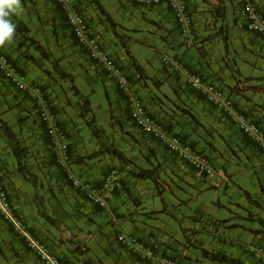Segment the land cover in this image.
Here are the masks:
<instances>
[{"label":"crops","instance_id":"crops-1","mask_svg":"<svg viewBox=\"0 0 264 264\" xmlns=\"http://www.w3.org/2000/svg\"><path fill=\"white\" fill-rule=\"evenodd\" d=\"M98 1L105 12L118 23L115 31L122 36V39L113 34L112 27L106 20L104 21L105 16L102 12L95 9L97 13L95 15L91 11L95 6L94 1L72 0L77 9L87 16L92 33L116 57L126 74L128 90L123 91L118 87L115 79L88 56V61H91L92 66L99 72L97 76L104 86L103 91L107 93L108 102H111L113 115L123 123L124 131L134 134L140 141V148L146 157V163L138 161L140 166L150 168L152 164L160 165L167 171L163 177L176 176L188 184V188L183 190L188 192L192 198L199 197L207 188L219 186L229 198H232L231 195L238 191L242 195H245V191L250 194V190L246 186L248 180L251 181L256 191L259 189L258 198L264 197V153L258 143L244 134L231 121L225 111L216 108L204 93L194 89L187 81L189 74H201L209 80L217 79L222 89L225 90L224 87L228 89L225 91L233 98L238 112L247 120L260 125L264 131V38L257 32L247 29L242 0H187V9L193 16V24L188 35L180 33L179 24L175 20L172 10L165 3L147 7L139 4L136 0ZM220 1L224 6L225 14L216 16L215 7ZM252 1L257 10L264 15V0ZM59 7L60 11L61 7L60 9ZM58 18L60 17H55L58 23L53 37L59 41L44 39V29L40 26L33 28L42 30L41 34L32 37L36 38L43 47L49 48L50 58H54L64 67L63 54L71 52L73 47L75 51L81 46L75 41L68 25V27L58 25L61 22ZM31 30L32 27H30L29 35ZM10 44V40L0 44V50L8 53L15 60L31 85L37 83L45 84L47 87L44 91L46 93L45 103H49L52 110L56 109L53 110L57 114L54 130L58 135H63V140L68 143V162L75 159L77 153L86 148L87 139L91 143L93 151H96L99 146L97 139L89 135L85 126H80L79 121L82 118L80 106L75 107L77 102L73 101L72 109L67 107L60 109L65 104L60 103L58 96L51 91L52 88L53 91H56L57 88L50 84L49 74H40V68H37L33 62L21 58L19 56L21 50L11 47ZM71 45L74 46L70 48ZM135 45L152 47L156 56L146 59L145 63L139 62L138 54L133 51ZM125 46L128 47L130 53L125 52ZM36 53L33 54L36 56V60H39L40 55L38 56V51ZM78 54L75 53L74 56ZM164 57H167L168 60L164 61ZM43 61L49 62L46 59ZM133 61L141 66V72L135 69ZM44 64L40 65L45 67ZM50 85H52L51 88H49ZM129 95H139L150 113L163 124L169 134H176L184 141L191 142L195 149L207 153L215 169L214 172L206 175L198 173L189 163L168 151L161 139L143 133L129 116ZM19 101H21L19 106L29 107L27 108L32 114L30 118H36L41 128H44L41 124L43 122L35 113L36 105L43 107L44 103L42 104L39 100L33 101V98H29V96L21 98ZM1 118L9 122L6 115H2ZM113 122L114 120L109 115L105 120L107 133H109L108 127ZM18 126L16 127L18 128ZM10 127L16 132V127L13 125ZM20 127H26L28 130L30 128L27 122H22ZM36 130L40 132V129ZM46 136L48 138L49 133ZM37 137H39L38 134ZM48 140L41 139L43 146L39 150L51 148L53 153L50 154L56 160L57 146H53V141ZM37 141L40 142L38 138ZM38 156L36 154L35 157L38 158ZM110 157V155L101 154L93 158L92 161L101 158L106 161ZM43 161L46 160L39 158L35 162L28 161V169L35 170L34 172L37 173L38 165H42ZM46 163L44 165H47ZM121 165L125 166L122 163ZM235 165L237 166L236 170L234 169ZM125 167L127 169L129 165ZM107 170L106 166L96 163L90 171L77 172L80 177L98 186ZM2 173L15 212L26 221L35 235L50 239L56 247L55 252L68 264H154L151 259L117 240V236L124 232L117 231L115 237L112 235L111 232L116 231L115 225H120L123 220L130 221L132 231L129 233L137 235L140 240L153 247L155 251L171 255L186 264H224L203 256L200 248L220 251L242 259L244 262L249 258L256 259L246 248L250 242L242 243L240 238L238 239L243 236L242 231L238 230L236 222L229 220L231 216L226 217L223 222L219 218H215L216 220L212 224H204L200 218L204 213V207H197L199 216H196L197 213L194 215L195 217L189 215L186 222L185 219L178 218L180 221L178 229L171 222H163L164 220L157 216L158 211L167 212L169 210L165 207L166 203L162 196V208L155 204L146 209L148 204L143 199L142 187L147 184L149 179L134 177L126 170L119 173L122 187L108 195L106 208L92 205L77 189L71 186L67 179L65 180L73 189V193H66L67 200L64 201V205L71 208L77 199H81L85 205V214L90 220L88 222L95 223L97 226L94 229L93 225L89 224L86 230L81 225H76L77 235L72 233L69 227L61 228L58 225L55 229L52 228V231L48 226L42 227L44 224L39 223L33 216L36 209L31 205L29 196L25 194L28 182L21 178L17 179L11 172L10 164H6L4 161L2 162ZM235 176L240 178L242 183H236ZM56 180H58L57 177ZM235 187L238 188V191H235ZM228 189L230 196L226 192ZM34 191L35 189H32L31 192ZM194 192L196 193L193 194ZM236 195L238 201L239 195L237 193ZM218 202L222 204L220 199ZM56 203V207L61 209L62 206L59 205L60 202L57 199ZM263 203L264 199H261L260 204ZM144 214L156 219L157 224L144 220L145 218H142ZM102 218H107L104 223L96 222ZM109 218V224L104 225ZM60 229H66V232H58V230L61 231ZM260 230L263 229H250L251 234H255L258 239L264 237V231ZM235 236L238 237L235 238ZM19 242L22 243L20 250L23 253V261L26 262L23 264H35L36 262L42 264L23 240ZM68 242L71 247L67 245ZM14 264H16V260Z\"/></svg>","mask_w":264,"mask_h":264},{"label":"rangeland","instance_id":"rangeland-1","mask_svg":"<svg viewBox=\"0 0 264 264\" xmlns=\"http://www.w3.org/2000/svg\"><path fill=\"white\" fill-rule=\"evenodd\" d=\"M94 5L95 6L94 8L92 7L91 11L96 15L97 13L95 11L98 10L100 12V10L97 8L96 4ZM57 6L58 3L55 0H19V6L17 10L15 12H11L9 16V19L16 25L15 31L10 40V45L15 49L18 48L21 50L19 54L21 58H25L31 61V63L33 62L37 68H40V74H49L51 79L50 84L55 85V87L57 88H54L56 91H53V88L51 91L55 92V95H57L60 100L57 97L56 99H58L60 103L65 104V106H61L60 109H64V107L72 109V107L74 106L73 101L77 102V104L75 103V107H77V105L80 106L82 118L79 121V123L81 124L80 126H85L88 129V133H90L89 135L94 136L90 129L86 126V119L93 118L96 124L105 129V120L110 115V118L113 119L114 122L110 127H108L109 133H107L105 130L107 140L115 146H119L128 156V158L134 162V165H136V167L130 164L129 168L126 169L125 166L127 164H123L116 157H112L111 155V157L108 160L106 159V161H103L104 158L92 161L90 155L95 151H93L94 149H92V145L88 139L86 141L87 143H85V145L87 144L85 146L86 148H83L80 152H78L75 159H72L70 162H67L65 166H62L50 154L52 152L51 148H47V151L44 149H42V151L39 150V148H42L43 146L41 145V139L43 141H47L49 139L48 141L52 142L51 135L49 134L48 138L46 136L47 133H49L50 125L43 122L41 124L44 126V128H41V125L36 121V118H30V115L32 114H30L31 111H29V107L24 105L19 106L21 103L19 99L26 98L29 96V94L27 92L17 91L11 84L3 80L1 77L0 152L2 162L4 161L6 164H10L11 172L15 174L17 179L21 178L22 180H26L28 182V187H26L25 194L29 196L31 205L36 209V213L34 212L33 216H35L39 223L41 222L42 224H44V226L42 227L48 226L50 230L52 228L55 229V227H57L58 225L61 228L69 227L70 231L77 235L78 231L76 230V225H81L87 230L88 225L90 224V222L88 221L90 220L88 219L87 214H85V205L83 202H81V199H77L76 203L72 205L74 208H69L67 205H64L67 200L66 193H73V189L65 181L66 171L68 169H71L76 173H78L77 171H83L85 173L93 169V167H95L97 163L99 165L101 164L103 166H106L107 169H116L118 173L125 170L128 171V173H132L131 170L137 169V167H142L140 166L138 161L146 163V157L142 153V149L140 148V141L134 134H130L129 132L124 131L123 123L120 122L115 115H113V111L111 110V102H108L109 99L107 93L103 91L104 86L99 80V76H97L99 72L92 66L91 61H88V55L86 54L85 49L81 47L77 48L74 51V45H71L70 48L73 47L70 50L71 52H69L68 54H63L64 56L62 57L64 58V67H62L60 63L56 62L54 58L52 59L50 57L46 59L49 60V62L46 61V63L45 61H43V59L45 58H43L41 54H38V56L40 55V58L39 60H36L37 58L33 53H36L37 51L35 50L34 46L26 40L24 35L26 33L29 34L30 27H32L30 33L31 36L41 34L42 30H35L33 28L40 26L44 29V39H48V41L58 40L53 37L55 28L57 27L58 23L55 20V17H60L58 18L59 21H61L58 24L60 27L68 26L66 23L65 13L58 6L60 9L59 11ZM89 14L91 16V13ZM44 48L48 49L49 51V48L45 46ZM133 51H136V53L138 54V60L141 63H145L146 59H151L156 56V52L152 50V47L150 46L143 47L135 45L133 47ZM125 52L130 53L128 47L126 46ZM75 53L79 54L74 56ZM41 63H45V67L40 65ZM60 71L65 73V76L61 75ZM212 81L215 84L220 85L217 79H213ZM72 84L75 88L71 87ZM32 86H38L41 90L39 101H41L42 104L44 103L42 109L55 111L56 109L54 108L52 110L49 103H45L46 93L44 91L47 89V87H45V84L36 83L32 84ZM51 87L52 85L49 86V88ZM224 88L225 90L227 89L226 87ZM74 89H77L78 94L74 92ZM86 98L90 100L89 105L91 107V111L82 114L81 106ZM33 101H37V99H33ZM38 107L41 106L36 105V115H38L39 113ZM2 115H6L9 122L1 118ZM22 122H27L31 129L29 128L28 130L26 129V127H20V124ZM10 125H13L14 127L19 125L18 128H15L16 132H14ZM6 126H9L15 133L19 147H24L25 149L21 166L18 165L17 160L13 154L11 144L5 135ZM36 129H40V132H37ZM30 130H32L33 132L31 131V133H29ZM37 134L39 137H37ZM42 134H44L45 137L44 135L42 136ZM58 136L59 138H64L63 135ZM80 136L82 137V135ZM37 138L40 140V142L37 141ZM54 145L55 144L53 143V146ZM27 146L30 148H28ZM34 151H36V154L39 155L38 158L35 157L36 154H34ZM70 151L72 150L70 149ZM30 153H32V155H30ZM39 158H43L46 161H43L42 165H38V172L35 173V170H29L27 166L28 161L35 162ZM46 162H48L49 164H47ZM36 163L39 164V162ZM44 163H46L47 165H44ZM121 163L125 166H122ZM234 164H236V161H234ZM80 165L82 166L79 167ZM151 168L153 169V172L157 174L158 185L156 186L153 180L149 179L147 181V184L142 187L144 192L142 195L143 199L146 200V204H148L146 209L153 207V205L155 204V206H159L160 208H162V196L164 202L166 203L165 207L167 208V210H169L167 211L169 213L158 211L157 216L164 220L163 222H171L175 225L176 229H178L180 222L178 218H183L186 222V219L189 215L194 216L197 213V207H204V213L200 216L204 224H212L216 220L215 218H219L223 222L226 217L231 216L229 220L234 221L238 224V230L242 231L243 235L241 237L235 236V238H240L239 240H241L240 242L242 243L250 242L254 245H264V237L258 239V237H256L255 234H251L252 232L250 231V229H263L260 231H264V203L260 204L261 199L263 200L264 197H262L261 199L258 198V194H260L259 189L256 191L250 180L246 181V186L248 187V190H250L251 199L246 195H242L241 193H239L237 187H235L234 189L238 192L233 193L231 195L232 198H229L226 196V193L221 186L217 188H207L206 190H204L202 195H200L199 197L197 196V198H192L188 192H185L183 190L186 187L188 188V184L184 183L176 176L170 178L163 177V175L167 173V171L160 165L152 164ZM236 168L237 166L235 165L234 169L236 170ZM81 175L83 174L81 173ZM56 177L58 180H56ZM234 178L236 183H242L240 182V178H237V176H235ZM32 189H35V191L31 192ZM226 192L230 196V190L228 189V191ZM195 193L196 192H194L193 194ZM236 193L239 195L238 201ZM74 197L76 198V196ZM56 199L60 202L59 205L62 206V210L59 209V207H56ZM219 199L222 201V204L218 202ZM65 212L69 214H66ZM43 215H48V217H44ZM147 215L148 214H144L142 218H145L144 220L146 221H153L155 222L154 224H157L156 219L150 218ZM238 215H241L242 217ZM196 216H199L198 213ZM106 219L107 218H102V220H98L96 222L99 223V221H101L102 223H104ZM109 220L110 218L104 225L107 226L110 222ZM0 222V264H14L15 260L16 264L26 263L25 261H23V253L20 250L22 248V243H20L19 241L23 239L13 230L11 225L2 217L1 214ZM90 225H93L94 229L97 227L95 226V223H91ZM118 225H115L116 231L113 230L111 232L114 237L116 236L117 231H122L125 234H128L132 231L130 221L128 220L127 222L126 220H123L120 222L119 227ZM60 230L61 231L58 230V232H66V229ZM45 240L51 246V248L56 250V247L50 241V239L45 238ZM67 245L71 247L70 242H68ZM23 248L25 247L23 246ZM82 251L85 252V250ZM245 263L260 264L256 259L253 260L250 258ZM35 264H38V262H36Z\"/></svg>","mask_w":264,"mask_h":264},{"label":"built area","instance_id":"built-area-1","mask_svg":"<svg viewBox=\"0 0 264 264\" xmlns=\"http://www.w3.org/2000/svg\"><path fill=\"white\" fill-rule=\"evenodd\" d=\"M55 1L65 13L66 23L73 31L77 41L87 48L89 58L96 65L100 66L101 69L107 71L108 74L115 79L121 90L127 91L128 79L121 64H119L116 57L103 46L99 38L92 33L90 22L85 13L78 10L72 0ZM136 1L147 7L165 3L172 10L174 18L178 22L180 33L183 35H188V33H190L193 24V16L187 9V0ZM242 3L246 14L247 29L257 32L264 38V15L257 10L252 0H242ZM163 59L164 61L168 60L167 57ZM0 76L17 91L27 92L30 98L40 100V88L30 85L25 73L21 72L16 63H14L12 57L1 50ZM187 81L194 89L204 93L209 102L216 108L225 111L231 118V121L244 134L258 143L264 153V131L262 127L251 120H247L246 117L238 112L234 100L228 92L201 74H189ZM129 108L132 120L143 133L161 139L168 151L178 156L181 160L189 163L199 173L212 174L214 172L215 169L209 156L205 152L195 149L191 142L184 141L176 134H169L163 127V124L150 113L139 95H129ZM38 117L42 122L50 125L49 134L58 149L56 160L62 166H65L68 162V143L65 142L63 138H59L58 133L54 130V122L57 120V114L54 111L39 107ZM66 179L87 201L100 208H106L108 195L122 187L120 176L116 169H111L103 175L98 186L87 179H83L78 173L71 169L66 171ZM0 214L24 240L27 247L39 258L42 264H68L51 248L43 237L35 235L26 221L15 212L10 193L3 180L1 155ZM117 240L128 248L151 259L154 264H186L173 256L155 251L133 233H121L117 236ZM246 248L260 264H264V245L249 244Z\"/></svg>","mask_w":264,"mask_h":264},{"label":"trees","instance_id":"trees-1","mask_svg":"<svg viewBox=\"0 0 264 264\" xmlns=\"http://www.w3.org/2000/svg\"><path fill=\"white\" fill-rule=\"evenodd\" d=\"M92 1H94V3L96 4V6L100 10V12H102L104 14L105 20L112 27L113 34L116 36H119L120 39H122V36L117 31H115L116 27L118 26V23H116L112 19V17L108 13L105 12V10L103 9V7L101 6V4L99 3L98 0H92ZM224 14H225L224 6L222 5V2L220 1L215 7V15L216 16H223ZM71 33H72L75 41L77 42V44L80 45L83 49H85L86 53L89 56V52H87V48L77 41L72 30H71ZM24 37L26 38V40L31 45L34 46L35 50L38 51L39 54H41L43 58L48 59L50 57L51 53L48 51V49L44 48L43 45L41 43H39V41L36 38L30 36L27 33L24 35ZM14 63H16L15 60H14ZM16 65H17V63H16ZM133 65H134L135 69L138 70V72H141V70H142L141 66L137 62L133 61ZM18 68H19V66H18ZM60 74L65 76V73H63L62 71H60ZM66 76H68V75H66ZM71 87L75 88L73 84L71 85ZM74 92L76 94H78L77 89H74ZM89 102H90V100L86 98L84 103H82V106H81L82 114H84L85 112L91 111V107L89 105ZM129 116L131 118L130 108H129ZM131 120H132V118H131ZM85 123H86V126L90 129L92 134L95 136V138L99 142V148L94 153H92L90 155L91 159L96 158L97 156H99L101 154H107V155H111V156L116 157L123 164H127V165L131 164L134 167H136V165H134V162L128 158V156L124 153V151L120 147H117L114 144H112L111 142H108L107 135L105 133V129L103 127H101L100 125L96 124L93 118L86 119ZM133 123H134V121H133ZM5 135L11 144V148H12L13 154L17 160L18 165L21 166L22 165V159L24 157V151H25L24 147H19L15 133L13 132V130L9 126H6V128H5ZM68 151H69V147H68ZM55 157H56V155H55ZM111 169L112 168L108 169L107 172L110 171ZM131 171H132V174L134 177L141 178V179H151V180H153V182L156 186L158 185L157 174L153 172V169L151 167L150 168H142V167L138 168L137 167V169H134ZM200 174H204V173H200ZM245 195L251 199L250 194L247 191H245ZM43 216L48 217V215H43ZM200 250H201V253L203 256H205L211 260L218 261L220 263H224V264H246L242 259L229 256L228 254L220 252V251H212V250L210 251V250H207L204 248H200Z\"/></svg>","mask_w":264,"mask_h":264},{"label":"clouds","instance_id":"clouds-1","mask_svg":"<svg viewBox=\"0 0 264 264\" xmlns=\"http://www.w3.org/2000/svg\"><path fill=\"white\" fill-rule=\"evenodd\" d=\"M18 6L19 0H0V44L12 38L16 25L9 19V16L11 12L17 10Z\"/></svg>","mask_w":264,"mask_h":264}]
</instances>
